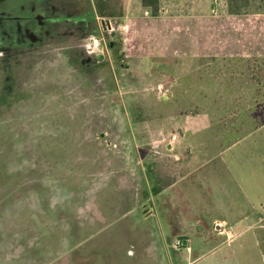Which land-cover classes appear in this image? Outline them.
Instances as JSON below:
<instances>
[{"label": "rangeland", "instance_id": "374dc122", "mask_svg": "<svg viewBox=\"0 0 264 264\" xmlns=\"http://www.w3.org/2000/svg\"><path fill=\"white\" fill-rule=\"evenodd\" d=\"M51 1L53 14L66 17L68 3ZM74 1L78 8L86 3ZM123 2L128 16L113 21L118 50L147 59L129 78L120 80L118 72L115 79L110 67L98 64L78 68V52L88 56L82 45L103 51L96 37L54 39L32 54L0 62V264H67L59 258L69 241L40 229L66 217L64 209L73 208L75 199L71 205L65 185L53 177L49 152L43 151L42 159L40 153L54 145L49 133L64 134L80 127L79 120L94 129L97 140L107 134L103 139L113 143L122 168L131 171L121 190L134 193L137 206L139 158L134 156L139 153L115 146L130 143L123 129L142 124L157 130L144 154L150 162L160 161L165 173L178 178L217 155L222 179H238L257 213L263 211L257 201L264 200V122L256 126V121L264 120V0H159L156 15L141 0ZM75 15L87 17L83 10ZM173 46L186 55H167ZM158 85L168 91L166 98ZM79 112L90 115L76 120ZM259 225L264 215L250 216L236 229L221 226L218 233L228 246L240 232L254 235ZM260 235L263 239V230ZM185 257L176 264H189Z\"/></svg>", "mask_w": 264, "mask_h": 264}, {"label": "crops", "instance_id": "0c3cea01", "mask_svg": "<svg viewBox=\"0 0 264 264\" xmlns=\"http://www.w3.org/2000/svg\"><path fill=\"white\" fill-rule=\"evenodd\" d=\"M92 3L98 26L103 19L113 26V21L116 23L121 15L128 16L129 7H125L123 0H93ZM78 55V68L95 64L108 66L115 79L119 72L120 80L129 78L128 75L137 72L134 66L147 61L142 58L146 54L127 53L125 49L113 55L107 53L104 61L91 64L88 56L82 57L79 52ZM167 55L186 54L174 47ZM225 55L239 54H219ZM76 115L77 120L90 113ZM76 122L80 127L64 130V134L57 130L54 134L46 133L52 140L48 143L54 145H45L46 149L42 147L40 153L42 159L45 150L49 152V168L55 169L53 177L65 185L71 205L75 199L73 208L64 209L66 217L58 218L52 226L43 223L40 229L54 232L59 241H69L71 247L63 249L65 256L59 261L65 260L67 264H176L185 255L189 264H264V238L260 235L264 225H259L254 235L240 232L237 240L241 241L235 246L237 240L228 246L222 244L223 236L218 233L221 226L236 229L248 217L264 215V200L258 199L263 211L257 213L251 194L238 179L232 176L225 178L227 181L222 179L215 162L217 155L200 162L187 174L172 177L165 173L160 161L150 162L144 154L156 129L142 124L134 129H123L130 143L115 147L139 153L134 156V159L139 158L137 206L134 193L129 189L121 190L122 178L130 180L131 171L122 168L117 150L112 149L113 143L103 139L107 134L101 133L97 140L92 136L93 128L83 127L82 120ZM135 173L137 171L132 174ZM80 184L84 187L80 188Z\"/></svg>", "mask_w": 264, "mask_h": 264}, {"label": "flooded vegetation", "instance_id": "af4514ba", "mask_svg": "<svg viewBox=\"0 0 264 264\" xmlns=\"http://www.w3.org/2000/svg\"><path fill=\"white\" fill-rule=\"evenodd\" d=\"M63 1L65 4L68 3L63 7L67 11L64 15L67 16L59 19L53 14L51 0H42L40 3L36 0H0V62H9L20 53L32 54L50 44L54 39L62 41L66 36L78 42L81 39L87 41L96 37L101 44L105 45L103 51L97 54L94 50L89 51L90 45H82L83 51L88 55V61L92 63L102 62L107 53L113 55L119 51L116 41L117 32L110 21L103 19L98 26L92 7L93 0H83L86 3L79 8L76 7L77 3L74 0ZM16 3L20 7L18 10L15 7ZM47 6L51 12L47 11L45 8ZM81 10L87 13V17L75 15ZM60 22L66 23V26L70 24L71 27L65 30L60 26Z\"/></svg>", "mask_w": 264, "mask_h": 264}, {"label": "trees", "instance_id": "16d2710c", "mask_svg": "<svg viewBox=\"0 0 264 264\" xmlns=\"http://www.w3.org/2000/svg\"><path fill=\"white\" fill-rule=\"evenodd\" d=\"M141 3L143 7L150 9L152 11L153 15H156L159 11V0H141ZM232 12L236 13L231 9ZM256 126L262 125L261 123L264 122V120H257ZM263 251L264 248L262 247Z\"/></svg>", "mask_w": 264, "mask_h": 264}, {"label": "built area", "instance_id": "2783aa9c", "mask_svg": "<svg viewBox=\"0 0 264 264\" xmlns=\"http://www.w3.org/2000/svg\"><path fill=\"white\" fill-rule=\"evenodd\" d=\"M157 88H158V91H160V92L163 93V94H162V98H166V97H167V92H168V91H165L164 86H162V85H158Z\"/></svg>", "mask_w": 264, "mask_h": 264}]
</instances>
